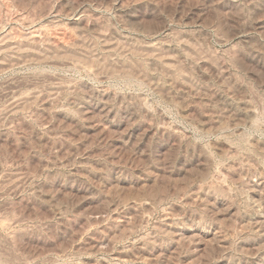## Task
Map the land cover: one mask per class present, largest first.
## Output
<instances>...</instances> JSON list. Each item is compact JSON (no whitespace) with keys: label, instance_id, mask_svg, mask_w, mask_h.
<instances>
[{"label":"rangeland","instance_id":"374dc122","mask_svg":"<svg viewBox=\"0 0 264 264\" xmlns=\"http://www.w3.org/2000/svg\"><path fill=\"white\" fill-rule=\"evenodd\" d=\"M0 264H264V0H0Z\"/></svg>","mask_w":264,"mask_h":264}]
</instances>
